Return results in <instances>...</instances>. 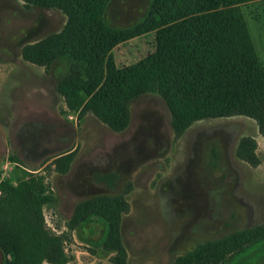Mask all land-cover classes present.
<instances>
[{
  "label": "rangeland",
  "instance_id": "rangeland-1",
  "mask_svg": "<svg viewBox=\"0 0 264 264\" xmlns=\"http://www.w3.org/2000/svg\"><path fill=\"white\" fill-rule=\"evenodd\" d=\"M155 1L89 0L87 12L104 17L101 26L92 24L95 31L126 30L106 53L91 57L89 26L70 24L56 7L0 0V187L42 178L52 194L43 218L62 236L67 264H116L120 247L124 264H173L197 245L264 227V137L256 122L197 118L199 106L209 103L202 94L184 105L136 93L137 81L180 71L171 53L164 56L167 69H158L162 36L137 27ZM237 9L264 65V0ZM172 10L165 21L175 22L166 27L185 13ZM137 64L140 75L120 73ZM108 66L116 69L115 81L105 79ZM204 82L211 95L222 81L207 72ZM176 97L183 102L184 95ZM245 137L257 143L256 167L238 157ZM109 173L116 174L111 185L96 179ZM0 264H22L6 238ZM220 264H264V237Z\"/></svg>",
  "mask_w": 264,
  "mask_h": 264
},
{
  "label": "trees",
  "instance_id": "trees-1",
  "mask_svg": "<svg viewBox=\"0 0 264 264\" xmlns=\"http://www.w3.org/2000/svg\"><path fill=\"white\" fill-rule=\"evenodd\" d=\"M31 1L40 6L62 10L70 24L89 26L84 36L90 41L91 57L106 53L104 48L110 47L116 35H126V30H112L108 27H105L107 33L95 31L92 24L98 20L101 26L104 17L102 14L95 16L87 12L89 0ZM247 1L251 0H156L147 18L137 27L150 26L151 30H157L162 36L154 54L156 61L162 64L158 69H167L168 57L164 56L171 53L170 60L181 62L177 67L180 71L167 75L164 73L157 82L150 83L144 79H141V83L135 81L136 93L152 92L184 105L185 102H200L204 95L203 98L208 99L203 102L209 103H205L208 104L205 107L199 106L197 118L245 116L256 122L259 134L264 137V65L254 53L237 9V5ZM180 6L185 11L183 19L166 27L175 22L165 21L167 13L174 12L172 9ZM96 28L101 30L100 27ZM172 49H175L174 53L178 49L180 56L173 57ZM131 70L140 75L141 66H130L120 73L125 75ZM115 71L113 67H106L105 79L112 77L111 81H115ZM100 72V78L104 79V71ZM207 72L217 74V80L223 82L211 95L204 86ZM103 85L107 84L104 82ZM177 94L184 95L183 102L176 97ZM210 96L216 99L215 104L209 101ZM180 98L183 99L182 96ZM256 146L253 138L245 137L238 151V157L252 167L260 163L255 152ZM213 156L216 158L218 154L214 152ZM96 179L111 185L116 174L96 175ZM51 200L52 194L41 177L31 176L20 181L17 186L4 184L0 187V239L6 238L12 242L22 264L69 262L70 257L65 251L62 236L48 228L43 218V206ZM263 237L264 227L255 226L221 240L197 245L192 251L178 256L173 264H220L227 255L235 254L247 244ZM124 258L125 251L120 247L119 254L112 260L116 264H124Z\"/></svg>",
  "mask_w": 264,
  "mask_h": 264
}]
</instances>
